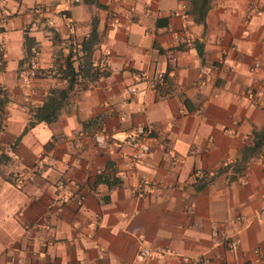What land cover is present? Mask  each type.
Wrapping results in <instances>:
<instances>
[{"label":"crops","instance_id":"1","mask_svg":"<svg viewBox=\"0 0 264 264\" xmlns=\"http://www.w3.org/2000/svg\"><path fill=\"white\" fill-rule=\"evenodd\" d=\"M99 1L0 0V85L8 97L0 129V264H256V249L264 251V146L244 174L228 170L195 186L198 174L240 159L264 123V70L251 69L264 63V0H212L205 26L183 0ZM35 4L49 7V22L27 12ZM94 18L93 56L106 59V74L82 78L55 120L29 126L11 147L48 90L67 85L59 68L70 54L78 65ZM25 34L37 46L39 68L27 81ZM251 86L262 93L250 94ZM138 124L153 130L151 153L136 162L121 139ZM98 125L116 142L95 140ZM141 175L152 183L143 196L134 192ZM61 181L83 200L66 195L48 211ZM45 220L54 237L42 245L23 226ZM213 224L235 232L238 247L216 243ZM141 245L173 252L142 258Z\"/></svg>","mask_w":264,"mask_h":264},{"label":"built area","instance_id":"2","mask_svg":"<svg viewBox=\"0 0 264 264\" xmlns=\"http://www.w3.org/2000/svg\"><path fill=\"white\" fill-rule=\"evenodd\" d=\"M79 1V0H73ZM27 12L33 14L38 19H44L46 22H49V16H47V11H49V7L44 4H35L28 6L26 8ZM0 49L2 50L1 46ZM37 51V46L33 45L31 47V55L28 59L26 66L23 68L24 71L22 72L23 80L27 81L29 78L34 77L38 74L39 68L37 65V61L35 59V54ZM225 50H223L224 52ZM223 56L221 55L219 61H222ZM95 64L99 66L100 69L106 68L107 61L104 57H100L95 61ZM259 68H263L264 70V63L261 60H256L251 69L256 70ZM157 80H163V73H159L156 77ZM259 84L264 85V76L259 79ZM131 90H134L132 88ZM249 93L252 95H260L262 93L261 86L255 87L251 86L248 89ZM153 130L152 126L146 124H138L131 127H128L125 132L124 136L121 139V144L129 148L130 155L133 161L139 162L149 156L151 153V146L147 142L146 137L147 135ZM92 136L95 140H105L107 142H116L115 138L112 135V132L107 126L100 125L97 127L93 132ZM231 161H224L223 165L230 164ZM103 171L102 168L97 169V173H101ZM245 173V170L242 174ZM58 187L62 189V193L57 194L48 205V211L58 208L63 201L66 200V195H72L77 202H82L83 200V193L74 190L71 186H68L63 181L59 182ZM152 188V183L150 180L145 176L141 175L138 179V183L134 187V192L137 195L143 196L147 192H149ZM237 219L242 220L243 218L237 217ZM236 219L234 218L233 221ZM24 232L26 236L35 237L38 243L40 244H48L53 240V228L52 224L49 220L45 221H36V222H26L24 223ZM212 234L214 236L215 242L223 244L228 248H237L240 240L238 236H236L235 232L221 226L219 224L212 225ZM90 235V234H88ZM173 251L169 247L164 246H154V247H147L141 245L138 247V255L142 258H148L154 255H160L164 253H172ZM13 262L20 263L22 261L21 258H12ZM256 264H264V251L260 250L259 248L256 249V257H255ZM87 264H126L123 262H111V263H98V262H89Z\"/></svg>","mask_w":264,"mask_h":264},{"label":"trees","instance_id":"3","mask_svg":"<svg viewBox=\"0 0 264 264\" xmlns=\"http://www.w3.org/2000/svg\"><path fill=\"white\" fill-rule=\"evenodd\" d=\"M84 3L91 5H100L99 0H83ZM188 8L187 12L192 16L193 20L197 23H202L204 26L206 24V14L210 7L212 0H183ZM25 46L26 52L31 54V47L35 45L33 38L25 34ZM98 41L97 32V20L94 18L92 20V25L89 35L83 39L80 44V55L78 60V65L75 66L71 60V54L65 58L64 67H60L59 71L62 77H66L68 83L65 87H51L48 90V94L40 105H37L32 110V118L22 131L17 135L14 143L11 147L15 146L23 134L27 131L29 126L34 125L38 121L51 122L58 116L60 108L66 103L70 91L74 88L82 78L86 80H93L102 75L106 74V68L100 69L97 64H95V59L93 56V51L95 44ZM202 54V51L199 52ZM4 67V61L2 57V50L0 49V70ZM8 101V97L5 93V89L0 85V129L1 125V115L4 111L5 105ZM98 125L97 127H99ZM96 127V128H97ZM252 144L245 146L242 149L241 158L231 162L228 165H222L214 174L209 176L205 171L202 174L196 176L197 184L196 188H201L205 186L208 182L217 176L221 172L231 170L233 172L232 176L237 174H242L245 170L246 163L249 156L255 154L262 146H264V123L259 129H254L252 131ZM9 177V176H8ZM14 181V178H8Z\"/></svg>","mask_w":264,"mask_h":264}]
</instances>
